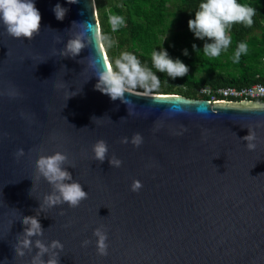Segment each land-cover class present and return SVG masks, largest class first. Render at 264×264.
<instances>
[{"label": "water", "instance_id": "obj_1", "mask_svg": "<svg viewBox=\"0 0 264 264\" xmlns=\"http://www.w3.org/2000/svg\"><path fill=\"white\" fill-rule=\"evenodd\" d=\"M57 3L68 9L63 20L52 11ZM35 4L42 29L33 40L13 38L0 24V264H30L35 255L34 248L18 257L14 246L22 218L35 216L52 191L37 179L35 162L58 151L89 193L77 208L64 204L39 216V238L64 245L60 264H264V101L126 94L136 113L128 115L127 105L95 89L88 57L106 67L102 42L75 59L59 55L78 30L73 22L101 30L96 0ZM249 132L255 150L243 140ZM136 133L140 147L131 143ZM101 139L121 167L93 161ZM134 180L139 192L131 191ZM100 226L107 256L97 254ZM84 240L91 243L83 247Z\"/></svg>", "mask_w": 264, "mask_h": 264}, {"label": "clouds", "instance_id": "obj_2", "mask_svg": "<svg viewBox=\"0 0 264 264\" xmlns=\"http://www.w3.org/2000/svg\"><path fill=\"white\" fill-rule=\"evenodd\" d=\"M79 2L80 0H67L68 4ZM52 11L56 19L63 20L68 9L57 3ZM82 14L83 12H81ZM255 14L256 10L253 7L239 3L238 0H202L199 4V10L195 11V19L188 21V28L197 39L211 41L204 43L202 51L205 57L215 58L220 56L222 50H227L231 44V37L228 35L229 26L243 24L246 27H251L254 23ZM108 22L111 31L116 32L125 23V20L122 16L111 15ZM0 24L3 25L9 36L31 41L40 34L42 15L36 7L35 0H0ZM74 27L78 30L72 33L65 47L59 50V55L62 58L75 59L85 48L93 47L94 42L97 41L102 42L105 48H111L115 44L110 35L94 29L92 24L87 21L73 22L72 28ZM57 42H60L59 38H57ZM193 49L197 50L195 44H193ZM247 50L246 43H239L234 52V61L238 62L241 54H246ZM184 55H188L187 49L184 50ZM151 58L157 72L165 73L172 79L184 77L189 72L185 63L180 59L173 60L170 58L166 50L153 51ZM98 64L99 60L96 56L90 55L88 57V68L92 69L94 76L98 78L95 89L109 96L112 101L119 100L127 105L128 115H135L136 113L130 110L133 105L126 94L148 97L160 87V77L151 69L143 66L137 56L130 52H122L114 60V67L112 62H108L106 67L99 69ZM138 89L143 91H138ZM16 94L15 92L10 93V95ZM121 119L125 118L122 117ZM92 120H98V118L92 117ZM255 139L254 132H249L243 137V140L247 142L248 150H255L257 147L254 143ZM121 142L127 144L129 138L124 137ZM131 143L140 147L143 143L141 134H134ZM92 152L94 153L93 161L103 163L108 160L111 167L122 166L123 162L114 154L110 159L108 158V144L102 139L93 145ZM15 155L19 159L24 155V150H17ZM68 160L69 157L66 153L58 151L52 155H40L35 162L37 179L43 178L47 181L52 191L43 197L42 202L40 201V207L35 210V216L22 218V224L25 227L23 232L17 236L14 252L16 256L24 257L35 248L37 251L32 256L30 264H60V253L64 250V245L59 240L45 243L39 238L44 235V229L39 220L44 209L64 204L70 208H77L84 200L88 199L89 193L84 190L80 182L74 180L72 173L67 170L68 167H65ZM69 166L73 167L72 165ZM141 187V182L134 180L131 184V191L139 192ZM63 214L61 212V215ZM93 235L97 238V254L107 256L109 244L106 229L103 226L97 227L94 229ZM34 237H36L35 240H33ZM90 243L91 240H84L82 246L87 247ZM45 256H47L46 260Z\"/></svg>", "mask_w": 264, "mask_h": 264}, {"label": "trees", "instance_id": "obj_3", "mask_svg": "<svg viewBox=\"0 0 264 264\" xmlns=\"http://www.w3.org/2000/svg\"><path fill=\"white\" fill-rule=\"evenodd\" d=\"M202 0H96L101 31L115 41L105 48L110 62L122 52L137 56L143 66L160 77V87L153 93H176L190 98L209 99L201 93L203 87H243L255 83L264 84V0H238L256 10L251 27L243 24L229 26L231 44L220 56L205 57L200 40L188 28V21L195 19ZM111 15L122 16L125 23L112 32L108 19ZM246 43L248 50L234 61L239 43ZM193 44L196 49H193ZM187 49L188 55H184ZM166 50L173 60L180 59L189 72L184 77L172 79L157 72L152 63L153 51ZM139 91H143L138 89Z\"/></svg>", "mask_w": 264, "mask_h": 264}, {"label": "built area", "instance_id": "obj_4", "mask_svg": "<svg viewBox=\"0 0 264 264\" xmlns=\"http://www.w3.org/2000/svg\"><path fill=\"white\" fill-rule=\"evenodd\" d=\"M201 93L210 96L211 101H225V100H258L264 101V84L255 83L250 86L243 87H219L212 89L211 87H203Z\"/></svg>", "mask_w": 264, "mask_h": 264}]
</instances>
